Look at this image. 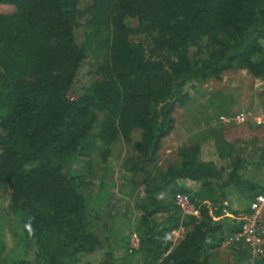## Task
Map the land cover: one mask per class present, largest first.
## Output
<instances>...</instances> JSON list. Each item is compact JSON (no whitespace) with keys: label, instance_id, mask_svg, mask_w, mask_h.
<instances>
[{"label":"trees","instance_id":"obj_1","mask_svg":"<svg viewBox=\"0 0 264 264\" xmlns=\"http://www.w3.org/2000/svg\"><path fill=\"white\" fill-rule=\"evenodd\" d=\"M89 58L98 78L74 99ZM241 71L264 94V0H0V196L9 201L0 205V264H80L101 250L100 264H264L243 244L229 247L234 262L219 261L243 223L223 211L239 216L231 199L264 192L245 178L249 161L223 128L201 134L214 141L213 158L193 143L166 170L159 164L176 110L194 100L187 87ZM208 95L200 109L218 121L233 116L228 98ZM200 114L203 126L212 122ZM120 146L130 151L120 159L121 178L131 179L124 194L133 198L132 176L145 184L133 202L141 246L133 254L108 211ZM258 160L250 162L264 166ZM178 193L199 216L175 203Z\"/></svg>","mask_w":264,"mask_h":264},{"label":"rangeland","instance_id":"obj_2","mask_svg":"<svg viewBox=\"0 0 264 264\" xmlns=\"http://www.w3.org/2000/svg\"><path fill=\"white\" fill-rule=\"evenodd\" d=\"M1 11L10 13L13 10L11 7L3 6L1 7ZM93 65H95V61L93 60V58H89L86 61L84 67L81 69V73L76 80L75 91L72 93V98L78 99L80 96H82L84 89L88 88L98 78V74L95 73ZM187 90L191 94H194L195 97L187 107L178 108L175 112L176 129L169 137L164 140L163 149L161 151V160L159 164L164 168L163 170H166L171 162L176 161L177 151L183 145H190L193 143L203 144L202 156L208 159L213 158L215 155L214 151L216 150L215 143L214 141L203 143V135L201 136V134L207 128L213 130L216 128L219 129V131L221 128H223L221 135L225 140L237 144L236 147L239 150L241 156H243L245 160L249 161V170L248 168L246 170L250 172V167L253 166L251 162H253V160L255 159H259L260 155L264 156V126L250 122H245L242 124L231 122L227 125V122H225V120L227 121V116H223V113L219 114L222 121L221 119L220 121H218L215 117H212L214 114L213 111H205L204 108L200 109V104H204L205 97L209 98V92H213V95L215 96L217 94H222L223 97L229 99L230 103L228 101V103L225 105V108L230 109L231 113H233V116L239 114L240 112L255 113L257 110L264 112V94L261 81L255 79L246 71H241L238 73L227 74L225 75L223 80H210L209 82L199 85L190 84L187 87ZM203 92H205V96L203 95ZM201 111L205 114L203 118H208L209 120L210 118L212 119V122L209 125L203 126V124H205V121H199L200 118H202L200 114ZM211 124H213V126ZM219 131L216 133H220ZM257 141H260V144ZM120 147L125 151L121 153L120 158L115 155L112 159L110 163L112 169L110 170L108 179L109 182H114L112 191L115 194V198L118 199L112 200L111 204L116 205L108 208V211L114 213L115 215H118L115 226L117 235L120 236L123 234L126 235L128 239L129 237L132 239L134 235H137L136 233H133L135 232L133 230L134 226L137 223V218L139 217V211L134 206L133 202L134 200L144 195L145 184L143 186L139 185L138 187V183L140 184L142 178H140L139 176H132L130 174L132 176L131 178L138 179V182L135 180L137 182V186L135 192H133V198H130L131 196L127 197V195L124 194L131 189V185L129 183L131 179L124 180L123 178H121V176H123L122 173L120 174V170L122 169L121 160L130 155V151H128L127 148L123 146ZM251 172L252 173H250L249 176L251 178H255V183H257L259 188H261L260 191H263L264 177H262L261 171L257 169L256 171ZM96 191L97 190L95 189L94 192ZM237 196V198L231 199L230 205L250 209L252 197L247 195L244 198L240 192L237 194ZM124 202L128 203L127 208L126 205L120 206L123 205ZM8 203V198L2 194L0 196V205H2L4 210L7 209ZM117 207L121 208L120 211ZM103 209L107 210V207L104 206ZM183 232L184 230H181L174 234V239L177 243L181 240ZM10 242L13 246H15L16 241ZM140 247L141 246L139 242L136 250L138 251ZM126 250L127 248L125 249L124 247H122L120 250H117L116 257L122 258V256L126 253ZM135 252L136 251H131L130 254H133ZM220 254V263H224L226 262V260L230 261L231 263L235 261V259L232 257L234 252L231 251V248L229 247L223 246ZM102 255V250L98 251L97 253L89 254L83 258L80 264H100L103 260ZM140 256L141 255L136 253L135 256H133L132 260L135 262L138 257L139 258L137 260H142ZM135 264L140 263L138 262Z\"/></svg>","mask_w":264,"mask_h":264},{"label":"built area","instance_id":"obj_3","mask_svg":"<svg viewBox=\"0 0 264 264\" xmlns=\"http://www.w3.org/2000/svg\"><path fill=\"white\" fill-rule=\"evenodd\" d=\"M225 120V119H224ZM227 124L235 122L242 124L250 122L264 126V112L256 111L255 113L240 112L234 116L228 117ZM175 203L189 215L199 216V210L190 202V197L183 193H178L175 198ZM224 214L231 216V213L225 209ZM213 215V212H211ZM241 229L229 236L224 243V246L231 247L232 245L243 244L248 247L252 258H261L264 255V192L255 196L251 203L250 211L242 216ZM139 237L133 236L130 243V251L135 250L139 245ZM253 262V260H251Z\"/></svg>","mask_w":264,"mask_h":264},{"label":"crops","instance_id":"obj_4","mask_svg":"<svg viewBox=\"0 0 264 264\" xmlns=\"http://www.w3.org/2000/svg\"><path fill=\"white\" fill-rule=\"evenodd\" d=\"M256 161H259V160L256 159ZM254 165H255V164H253L252 167L249 166V167H250V170H251V171H256V170L258 169V170L261 171V173H262V177H264V166L258 168V167H255ZM248 170H249V168H248ZM246 171H247V170H246ZM251 171H250V172L247 171V173H246V177H245V178L254 181L255 178H254V177L251 178V177L249 176L250 173H252ZM254 182H255V181H254ZM238 212L240 213L239 216H234V215L231 213V211H230L231 216H229V217H232V218L237 219L238 221H241V222H242V216L245 215V214L248 213V212H246V209H245V208H239V211H238Z\"/></svg>","mask_w":264,"mask_h":264}]
</instances>
